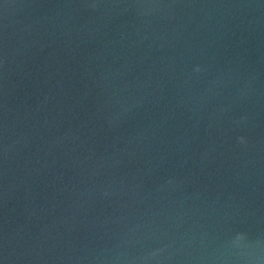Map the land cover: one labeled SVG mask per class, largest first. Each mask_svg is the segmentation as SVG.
<instances>
[{
    "label": "water",
    "instance_id": "1",
    "mask_svg": "<svg viewBox=\"0 0 264 264\" xmlns=\"http://www.w3.org/2000/svg\"><path fill=\"white\" fill-rule=\"evenodd\" d=\"M0 264H264V0H0Z\"/></svg>",
    "mask_w": 264,
    "mask_h": 264
}]
</instances>
